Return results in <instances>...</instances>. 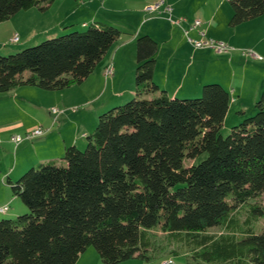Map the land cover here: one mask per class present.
<instances>
[{
  "label": "trees",
  "instance_id": "1",
  "mask_svg": "<svg viewBox=\"0 0 264 264\" xmlns=\"http://www.w3.org/2000/svg\"><path fill=\"white\" fill-rule=\"evenodd\" d=\"M54 1L0 0V23ZM227 1L232 27L264 14V0ZM73 24L63 30H77L0 54V92L81 85L123 33L115 24ZM157 50L150 35L136 39L134 96L99 115L85 148L68 145L61 163L41 161L6 179L28 212L0 219V264H76L91 246L106 264L167 255L186 264H264V227L256 231L264 217V91L255 113L239 109L243 120L223 135L229 91L208 82L201 96L170 95L155 80Z\"/></svg>",
  "mask_w": 264,
  "mask_h": 264
},
{
  "label": "rangeland",
  "instance_id": "2",
  "mask_svg": "<svg viewBox=\"0 0 264 264\" xmlns=\"http://www.w3.org/2000/svg\"><path fill=\"white\" fill-rule=\"evenodd\" d=\"M146 1L148 0H55L46 11L34 8L31 11L34 12L31 22L36 19L37 28L40 25L70 26L74 25L73 23L75 22V25L81 30L82 28L84 29V27L80 21L84 20L85 17L103 15L98 16L101 19L99 18L94 21L106 24L118 23L127 30L130 28L136 29L137 27H140L141 23H146V27L153 29L155 31L154 34L162 39L166 32L175 27L172 25L171 20H169L166 14H161L159 11H148L146 8L155 4L152 1L150 2L153 4L146 3ZM206 1L207 0H197L202 6L206 5ZM210 4L216 6L223 4L222 9L230 8L227 0H211ZM192 17H195V14H192ZM192 17L190 16V18ZM153 18H164L165 21L153 20ZM193 19L195 20V18ZM71 20H73V22H71ZM28 27L29 25L26 24V29H28ZM75 29L74 26H72L50 37H56ZM255 29L256 31L253 30L252 26L246 27V25L230 27L227 23L225 29L220 30V33H226V36L223 39L221 37H209L215 41L224 42L229 46L227 51H220L221 54L215 56L218 61L225 63L226 60L224 58H229L240 60L241 62L243 69L238 70V75L234 79L233 72H231L229 68H221V66H219V68H214L213 72L216 76H220L222 73L220 80H228L231 84L235 83L239 89L241 88L246 93L242 102L246 103L244 107H249L248 112H246V115L248 116L253 115L256 111V100H254L250 94L257 90V96H260L264 91V46L261 45L264 42V27L261 28L258 26ZM128 31L131 32V30ZM5 33L6 31L0 28V44L6 42V39L7 41L9 40V37H5ZM228 34L235 37L233 43L239 47H236L225 40ZM121 36L124 37L126 35L123 32ZM43 39L44 38L41 37L38 38L36 43ZM9 41L14 43L11 40ZM130 48V45L129 47H126L124 50L125 52H123V55L121 56V67L123 71L121 76H123V79L119 83L118 79V84H115L118 77L113 78L116 75L114 71L111 75L106 74V68L113 66L111 64V58L116 50V44H114L105 58L97 65L95 71L82 85H75L70 88L56 91L44 90L36 86H21L14 91L0 92V124L8 127L7 131H9L8 134L10 140H12V137L14 136L21 138V141H19L18 144L7 146H3L4 144L0 145V168L5 169L8 167L14 169L13 167H15L17 161L16 155H19V158L22 159V155L26 154H30L33 158V160H31L32 162L30 161L27 165L31 163H34L32 165H35L41 161H46L49 158H54L61 163L62 152H60L59 156L57 151H60L58 137L61 136L59 134V129L60 125H62L63 119L71 120L69 126V120L66 122L68 127H66V125V128L63 127L64 133L67 136H70L71 133L75 134V131L77 130L76 124L87 123L85 129L89 128V125H91V123H89V114H93L96 109H99L101 104L115 100L114 94L118 92L123 93L122 90L129 91L130 88L133 89V91L135 90L136 47L135 56H133L134 49H132V53H129ZM12 52L9 50H0V54L3 55ZM214 74L211 71V75L214 76ZM244 86L246 87L245 89ZM202 90L203 88L199 92L200 96L202 95ZM132 94H129L119 102L116 101L113 106L126 103L134 96V94ZM248 102L252 103L248 104ZM230 104L232 106V103ZM109 108L107 107L97 111L96 123L98 122L99 115L107 111ZM50 111L51 114H53V117L49 115ZM52 111H57V113H53ZM234 112L235 110L232 108L229 114H227L222 128L223 135L229 134L232 127L241 123L243 120L241 116H239L240 114H235ZM86 120L88 121L86 122ZM96 123L90 128L92 131L94 130ZM16 125H18V127H14ZM39 126H42L48 131L47 134L37 138H28L27 136ZM82 133L83 131L79 132V135L82 136ZM84 138L85 142L82 145H79L83 148L87 145L86 136H84ZM42 143H44V146L41 145ZM28 145L35 146L36 149L31 147L27 148L26 146ZM38 145L41 146L38 147ZM25 147L26 149H24ZM62 149H65V147ZM16 173L17 172H15V176H13L15 179L21 175L20 173ZM13 197L14 195L12 191L8 195H5L3 187L0 185V208L4 206L9 207L8 211L0 213V219L15 218L28 212V209L22 202L21 198L15 196V203L13 202ZM263 227L264 217L257 223L256 231H261ZM211 230L213 232L223 231L222 228L218 227ZM167 261L171 262L170 264H186V259L183 255H167L150 262H145L139 258H132L115 264H165ZM83 263L106 264L100 258L97 250L93 246L89 247L81 255V260L78 264Z\"/></svg>",
  "mask_w": 264,
  "mask_h": 264
},
{
  "label": "crops",
  "instance_id": "3",
  "mask_svg": "<svg viewBox=\"0 0 264 264\" xmlns=\"http://www.w3.org/2000/svg\"><path fill=\"white\" fill-rule=\"evenodd\" d=\"M150 1H152L154 4L163 2L156 10V12L159 11L161 14H166L175 28H171V30L166 32L164 37L161 39L156 34H154L155 31L153 29H151L150 27H146V23L144 24L141 23L140 27H137L136 29H131V28L128 29L131 30V32L128 31L127 29H124V27L119 25L118 23H112L119 26L126 35L124 37L120 36L119 39L114 43L116 44V50L114 51L113 57L111 58V62H112L111 64L113 65L114 73L116 74L113 78L118 77L117 80L115 81V84H118L123 79V76H121V73L123 72L121 67L122 64L121 56L123 55V52H125L124 51L125 48L129 47L130 45L131 48L129 50V53H132V49H134L133 56H135L136 39L140 35L148 34L151 37H153L158 43V50L156 53L157 62L155 67V80L162 88L166 89L170 95L173 96L199 95V92L201 91L205 83L219 82L229 91L230 103H232V106L230 104L229 112L231 111L232 108L235 110L234 112L235 114L239 109H243L245 112H248L249 107L247 106L244 107L246 103L242 102L246 93L241 88L239 89V87L236 86L235 83L231 84L230 82H228V80L227 81L220 80L222 73L220 76H216V74H214L213 72L214 68H219V66H221V68L226 67L229 68L231 72H233V79H234L238 75V70L243 69L240 60L224 58L226 60L225 61L222 59L223 61H225L226 64L218 61L215 58V56L217 54H221L219 51L213 48H196L193 45V43L190 41L189 38L198 39L201 37L198 30H190L188 31V33L186 32L190 28V25L193 23L194 21L193 18H195V20L196 19L202 20L203 22L202 27L206 30V35L208 38L221 37L223 39L226 36V33L225 32L220 33V30L222 29L224 30L225 25L227 23L229 25V21L232 16L231 7L222 9L223 4H221L220 6L219 5L216 6L213 4L211 5L210 4L211 0H207L205 6H202L200 3L197 2V0H148L146 1V3L147 2L152 3ZM166 6H171L172 11L165 12ZM34 8H31L29 10H23L25 12L20 11L11 19L0 23V28L6 31L5 37H9V40H11V38L15 34H19L20 37V40L17 43H11L9 40L7 41L6 39V42L0 44V50L10 51L13 49H18L20 47L26 46L36 41L40 37L43 38L47 35L55 34L63 30L64 26L62 25H51V26L40 25L37 28L36 19L33 22H31V19L33 18L34 15V12L31 11ZM192 14H195V17H192ZM98 16H103V15H93L91 17H85L84 20L80 22H82V25H85L91 21L99 19L100 17ZM190 16L192 18H190ZM153 20L165 21L164 18H153ZM71 22H73V20H71ZM26 24L29 25L28 29H26ZM240 25H246V27L252 26L253 30L255 31H256L255 28H257L258 26L263 28L264 14L255 19L244 22ZM225 40H227L229 43H232L234 46L239 47L238 45L233 43L235 37H232L230 34L227 35ZM261 45L264 46V42ZM211 71L214 74V76L211 75ZM87 79L85 80V82L87 81ZM17 88L13 89V91L16 90ZM245 88L246 87L244 86V89ZM134 91L131 88L129 89V91L122 90L123 93L117 91L118 93L114 94L115 100L101 104L99 109L101 110L110 107L111 105L115 104L116 101L119 102L129 94L132 93L134 94ZM257 94L258 91L256 90L253 91V93H251L250 96L254 98V100H257L259 97L257 96ZM251 103L248 102V104ZM99 109H96L93 114H89L88 116L89 123H91V125H89L90 126L89 128L85 129L87 123L85 124L79 123V125L76 124L77 126L76 128L77 132L75 131L76 135L74 133H71L70 136H67L64 133L63 127H65V125L67 124L66 122L68 120H69L68 121V126H69L71 120L63 119L62 125H60V129H59V134L61 135L60 137L62 139L58 137L60 151L57 152L59 156H60V152H62L63 154L64 149L62 148L68 146V144L71 145L76 144L79 146L85 142L84 136H86L87 133L92 131V129L90 128H92V126L96 123L97 120L96 118L98 113L97 111H99ZM49 115L53 117L51 111ZM87 121L88 120H86V122ZM68 126L66 125V127ZM14 127H18V125ZM7 128L8 127L4 126L3 124H0V139H1L0 145L3 144H4L3 146L13 145V144L15 145V143H13L12 140H10L9 138V134H8L9 131H7ZM81 131H83L82 136L79 135V132ZM30 145L26 147L27 148L31 147L36 149L35 146H30ZM41 145L44 146V143H42ZM41 145H38V147ZM26 147L24 149H26ZM16 159L17 161L15 163V167H13L14 169L8 167H6L5 169L0 168L2 171V177L0 178V185L3 187V191L5 195H8L11 192L9 186L6 184V179L8 177L15 179L13 177L15 176V172H17L16 174L18 173L21 174L29 166L34 164L31 163L27 165L31 160H33L30 154L22 155V159L19 158V155H16ZM49 159H54V158H49ZM12 199L13 202L16 201L15 196ZM80 260H81V256L79 257L76 264H78Z\"/></svg>",
  "mask_w": 264,
  "mask_h": 264
},
{
  "label": "built area",
  "instance_id": "4",
  "mask_svg": "<svg viewBox=\"0 0 264 264\" xmlns=\"http://www.w3.org/2000/svg\"><path fill=\"white\" fill-rule=\"evenodd\" d=\"M163 2L157 3L155 5L149 6L146 9L148 11H156L159 6L162 4ZM172 11V7L171 6H166L165 7V12H171ZM202 20L200 19H196L193 21V23L190 25V28L186 31L188 33V31L190 30H198L201 37L198 39H192L189 38L190 41L193 43V45L196 48H213L217 51H227L229 49V46L224 43V42H218L215 41L211 38H208L206 35V30L202 27ZM20 37L18 34H15L11 41H13L14 43L19 42ZM261 58V57H260ZM114 71V67L113 66H109L106 68V74L107 75H111ZM53 113H57V111H52ZM48 131H46L42 126H39L38 128H36L34 131H32L27 137L28 138H37V137H41L44 136ZM12 141L15 144H18L19 141H21L20 137H12ZM9 207L8 206H4L0 208V213H5L6 211H8ZM171 262H166L165 264H170Z\"/></svg>",
  "mask_w": 264,
  "mask_h": 264
}]
</instances>
